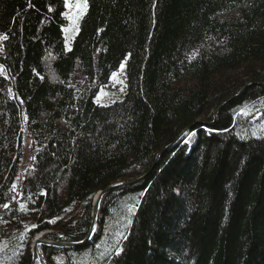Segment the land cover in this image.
<instances>
[{
	"label": "trees",
	"instance_id": "1",
	"mask_svg": "<svg viewBox=\"0 0 264 264\" xmlns=\"http://www.w3.org/2000/svg\"><path fill=\"white\" fill-rule=\"evenodd\" d=\"M65 8L0 0V237L32 224L14 264L37 232L83 240L96 193L148 171L41 264H264V0H87L69 48ZM24 119L38 148L14 198Z\"/></svg>",
	"mask_w": 264,
	"mask_h": 264
},
{
	"label": "rangeland",
	"instance_id": "2",
	"mask_svg": "<svg viewBox=\"0 0 264 264\" xmlns=\"http://www.w3.org/2000/svg\"><path fill=\"white\" fill-rule=\"evenodd\" d=\"M73 7L71 9L65 8V11L63 13V16L66 19V23L63 25V34L65 38V46L67 48L70 47L71 40L73 36L76 34L79 23L82 15L79 16L78 19L75 21L70 20L69 16L75 15L77 12V9L75 8V0H72ZM67 29V31H65ZM4 35L0 34V37H3ZM2 39H0V53L3 52L2 47ZM121 64L124 65L123 69H121ZM119 65V67L112 72L109 81L100 87L99 92L96 96V101L99 104L107 105L110 104L118 99H120L126 89V74H125V60H123ZM1 71V70H0ZM113 73L116 74L115 79H113ZM188 139V141H192L194 139V133H188L184 136ZM184 138V139H185ZM37 145L35 144L34 137L32 134L31 129L29 128L27 122L25 119L22 121V131H21V157H20V163L18 166L17 174L15 176L14 182H13V188H14V198L19 197V188L21 185L22 180L24 179L27 170L31 166V162L33 157L35 156V153L37 151ZM94 200V199H93ZM97 216L95 218V221L93 223L94 225V231L97 229ZM32 224H28L24 228H18L13 230L9 235L0 237V264H14L18 252L20 250V247L23 244V240L26 237V233L31 230ZM39 233V232H37ZM35 233V234H37ZM34 234V235H35ZM33 235V237H34ZM32 237V238H33ZM31 238V239H32ZM44 238V237H43ZM31 244V242H30ZM29 244V245H30ZM30 248V247H29ZM64 260V255L59 254L56 256L54 264H61Z\"/></svg>",
	"mask_w": 264,
	"mask_h": 264
},
{
	"label": "water",
	"instance_id": "3",
	"mask_svg": "<svg viewBox=\"0 0 264 264\" xmlns=\"http://www.w3.org/2000/svg\"><path fill=\"white\" fill-rule=\"evenodd\" d=\"M217 110H215L214 115L216 114ZM192 131L193 130H192L191 126L186 127L175 138V140L171 144L167 145L165 148L171 147L173 144H175L179 140L184 139V136L187 135L188 133H191ZM148 172L144 173L143 175H141L139 177L128 178V179H125V180H123L121 182H117V183H115L113 185L107 186L105 189L100 190V191H98L96 193V195L94 196V200H93L94 203H93V210H92V220H91V224H90V227H89V232H88V235L83 240H81V241H54V240H51V239H48V238H43V234L46 231H40L39 233L35 234L34 237L31 239V244L29 245L30 252H31V255H32V264H41V261H40V258H39V251H38V246L41 245V244H48V245H52V246H55V247H58V248H67V249H69V248H72L73 246H75L77 244H80L82 242H85V241L89 240L90 237L94 233V225H93V223H94L95 218L97 216L98 205L100 203V200H101V197H102L103 193L105 191L113 189V188H115L117 186L128 185V184L134 183V182L142 179L144 176H146V174Z\"/></svg>",
	"mask_w": 264,
	"mask_h": 264
},
{
	"label": "snow or ice",
	"instance_id": "4",
	"mask_svg": "<svg viewBox=\"0 0 264 264\" xmlns=\"http://www.w3.org/2000/svg\"><path fill=\"white\" fill-rule=\"evenodd\" d=\"M64 6L66 8L71 9L73 7L72 0H64ZM74 6L77 9V12H76L75 15L69 16V19L73 20V21L78 19L79 16L83 14L84 10H86V8H87V0H75V5ZM65 31H67V29ZM0 39H7V36L0 37ZM123 67H124V65L121 64V69H123ZM115 77H116V74L113 73V79H115ZM4 207H7V205H5Z\"/></svg>",
	"mask_w": 264,
	"mask_h": 264
},
{
	"label": "bare ground",
	"instance_id": "5",
	"mask_svg": "<svg viewBox=\"0 0 264 264\" xmlns=\"http://www.w3.org/2000/svg\"><path fill=\"white\" fill-rule=\"evenodd\" d=\"M193 132V131H192ZM185 138V137H184Z\"/></svg>",
	"mask_w": 264,
	"mask_h": 264
}]
</instances>
